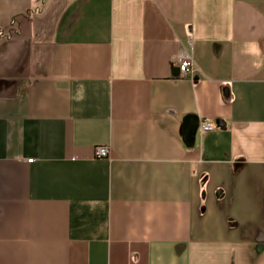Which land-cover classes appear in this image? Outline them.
Instances as JSON below:
<instances>
[{
  "label": "crops",
  "instance_id": "0c3cea01",
  "mask_svg": "<svg viewBox=\"0 0 264 264\" xmlns=\"http://www.w3.org/2000/svg\"><path fill=\"white\" fill-rule=\"evenodd\" d=\"M0 264H264V0H0Z\"/></svg>",
  "mask_w": 264,
  "mask_h": 264
},
{
  "label": "built area",
  "instance_id": "2783aa9c",
  "mask_svg": "<svg viewBox=\"0 0 264 264\" xmlns=\"http://www.w3.org/2000/svg\"><path fill=\"white\" fill-rule=\"evenodd\" d=\"M177 72L181 78H187L192 72L193 62L191 56L186 52H182L177 56ZM199 129L201 133L210 132L214 129V126L207 119H201L199 121ZM94 158L97 160H102L108 158V148L97 147L94 150ZM32 160H28L31 162Z\"/></svg>",
  "mask_w": 264,
  "mask_h": 264
}]
</instances>
